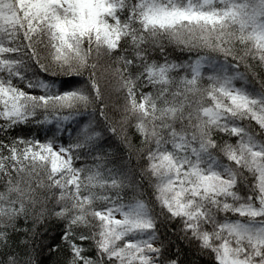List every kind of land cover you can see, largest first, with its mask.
<instances>
[{
    "label": "snow or ice",
    "instance_id": "1",
    "mask_svg": "<svg viewBox=\"0 0 264 264\" xmlns=\"http://www.w3.org/2000/svg\"><path fill=\"white\" fill-rule=\"evenodd\" d=\"M162 222L264 264V0H0V264H182Z\"/></svg>",
    "mask_w": 264,
    "mask_h": 264
},
{
    "label": "trees",
    "instance_id": "2",
    "mask_svg": "<svg viewBox=\"0 0 264 264\" xmlns=\"http://www.w3.org/2000/svg\"><path fill=\"white\" fill-rule=\"evenodd\" d=\"M158 227L162 238H165L166 242H170L169 251L175 253L179 249L182 264H208V257L200 254L195 244L180 239L179 234H171V225L162 222ZM48 231L54 238L59 232V225L52 222L48 226Z\"/></svg>",
    "mask_w": 264,
    "mask_h": 264
}]
</instances>
